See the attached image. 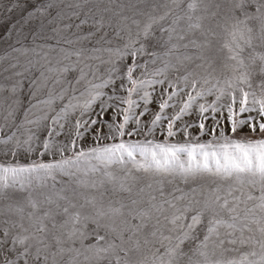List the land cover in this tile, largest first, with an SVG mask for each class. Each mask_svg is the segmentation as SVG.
Segmentation results:
<instances>
[{
	"label": "snow or ice",
	"instance_id": "snow-or-ice-1",
	"mask_svg": "<svg viewBox=\"0 0 264 264\" xmlns=\"http://www.w3.org/2000/svg\"><path fill=\"white\" fill-rule=\"evenodd\" d=\"M0 264H264V0H0Z\"/></svg>",
	"mask_w": 264,
	"mask_h": 264
},
{
	"label": "rangeland",
	"instance_id": "rangeland-1",
	"mask_svg": "<svg viewBox=\"0 0 264 264\" xmlns=\"http://www.w3.org/2000/svg\"><path fill=\"white\" fill-rule=\"evenodd\" d=\"M257 83H258V81H257ZM192 131L193 132H196V131H198L197 129H192ZM203 139H208V137H204Z\"/></svg>",
	"mask_w": 264,
	"mask_h": 264
}]
</instances>
